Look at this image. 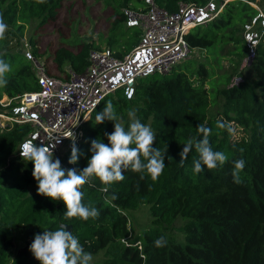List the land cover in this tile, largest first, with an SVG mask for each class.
<instances>
[{"label": "trees", "instance_id": "obj_1", "mask_svg": "<svg viewBox=\"0 0 264 264\" xmlns=\"http://www.w3.org/2000/svg\"><path fill=\"white\" fill-rule=\"evenodd\" d=\"M65 0H0V17L8 25L6 34L18 41L25 26L33 20L40 27L53 22L61 2ZM114 20L110 34L98 40L79 42L75 46L55 47L45 61L47 75L67 78L66 68L81 73L87 64L90 49L101 48V41L116 56L129 51L138 41L139 30L123 26L122 10L143 9V0H113ZM205 0H153L157 7L168 12L176 10L178 3H201ZM222 1V0H216ZM262 5L264 0H227L220 13L207 23L190 29L185 39L191 48L201 51L216 50L223 41L234 45L239 60L247 53L242 38L243 24L255 14L249 4ZM235 20L241 21L234 22ZM123 27V30H120ZM119 31V34L117 32ZM239 31L238 35L234 32ZM232 32V33H231ZM220 41V43H218ZM38 38L29 36L28 45L33 56L37 53ZM0 59L11 66L6 74V87L0 95L12 97L22 92L37 90L33 65L23 53L11 52L6 40H0ZM50 65H47V62ZM241 62V61H240ZM186 63H190L187 60ZM253 77L223 85H208L209 67L197 63L191 74L186 70H171L166 74H152L139 78L133 87L131 99L122 89L106 94L90 111L81 124L82 137L77 148L82 155L76 164H69L72 147L58 159L64 169L82 171L92 153L91 141L100 138L107 144L104 133L114 131V122L96 124V115L110 101L125 129L136 119L150 126L156 140L154 148L165 155V167L156 181L145 171L131 169L124 172V180L105 186L96 177L82 186V202L96 207L100 215L83 221L65 219L66 205L38 195V182L32 176L33 163L17 155L19 144L31 131L29 124H14L0 131V264H40L30 252L29 241H24L11 252V232L18 226L33 227L28 234L55 231L62 224L70 225L85 252L103 251L99 264H264V37L261 35L254 48L249 66ZM210 86V87H209ZM212 88L213 91H211ZM211 95V97H210ZM219 97V110L213 115L207 109ZM224 124V128L218 127ZM211 130L209 143L213 151L223 152L227 161L215 169L194 174L193 162L199 159L195 147L188 154L184 166H179V153L189 139L203 138L197 126ZM232 131H228V126ZM143 159V158H142ZM243 159L245 168L240 172L242 183L233 182L234 161ZM55 160V159H54ZM146 163V161H145ZM143 176V179H141ZM108 187V192L102 191ZM115 195L117 198L112 199ZM147 205L151 225L131 235L126 210ZM187 221L179 227L183 242H175L166 235L167 228L176 217ZM164 237V247L157 248L154 241Z\"/></svg>", "mask_w": 264, "mask_h": 264}, {"label": "built area", "instance_id": "obj_2", "mask_svg": "<svg viewBox=\"0 0 264 264\" xmlns=\"http://www.w3.org/2000/svg\"><path fill=\"white\" fill-rule=\"evenodd\" d=\"M225 1L179 2L173 12L157 7L153 0H143V9L123 8V25L140 32L137 43L121 56L105 46L90 49L83 71L74 73L67 68L65 79L47 75L42 63L26 51L25 57L32 59L37 90L12 97L0 95V131L14 124H29L31 131L19 144L18 156L20 145L29 139L34 144L48 145L59 137L61 142L53 155H58L62 149L66 151L72 147L73 140L61 135L71 131L78 144L82 137L81 124L106 94L119 88L126 96V91L133 90L139 78L166 74L186 61L195 49L188 45L186 33L216 17ZM248 3L257 12L242 25L241 34L248 50L241 60L242 68L250 65L257 45L247 37L259 41L264 33V13L254 3Z\"/></svg>", "mask_w": 264, "mask_h": 264}, {"label": "clouds", "instance_id": "obj_3", "mask_svg": "<svg viewBox=\"0 0 264 264\" xmlns=\"http://www.w3.org/2000/svg\"><path fill=\"white\" fill-rule=\"evenodd\" d=\"M36 2L42 4L45 0H36ZM7 27L4 19L0 17V40L4 39ZM247 39L253 45L258 43L253 40L252 36H248ZM10 71V64L0 59V87L7 86L6 74ZM132 95L133 90L128 89L126 96L131 99ZM128 115L132 122L126 130L123 124L118 122L119 118L110 101L101 112L97 113L96 124L112 121L114 131L110 134L104 133L108 140L107 144L103 143L100 138L91 141L89 149L92 153L91 158L88 160L87 167L79 172L75 168L64 169L58 158L54 160L53 150L61 142L59 137L48 145L34 144L31 139L25 140L20 145L19 154L22 160L31 161L34 165L32 176L38 182L37 194L48 197L52 201H63L67 209L64 213L65 219L79 218L87 221L89 218L99 217L100 212L96 207L91 204L85 205L82 202L81 188L93 177L108 186L113 182L124 180V172L129 169L137 173L146 171L153 181H156L162 174L165 167V155H162L160 149L153 147L156 140L154 131L150 126L136 119L135 112H129ZM218 127L224 128L225 125L218 123ZM197 129L203 138L196 141L189 139L179 153L181 157L179 166L183 167L188 154L195 147L199 153V159L193 162L194 174L201 173L205 167L208 170L215 169L218 163L222 166L227 161V156L223 152L213 151L209 143L211 130L202 124H199ZM228 131H232L230 125ZM61 136L73 140L68 163L76 164L82 153L77 148L75 139L72 138L73 133L70 131ZM245 163L243 159L234 161L232 176L236 184L242 183L240 172L245 168ZM102 191L107 193L108 187H104ZM116 198L115 195L112 196L113 200ZM66 227L67 224H62L58 230L43 231L42 234L35 235L29 250L40 264H90L91 253L84 251L78 238L72 232L67 231ZM166 243L164 237H159L154 241L157 248L164 247Z\"/></svg>", "mask_w": 264, "mask_h": 264}, {"label": "rangeland", "instance_id": "obj_4", "mask_svg": "<svg viewBox=\"0 0 264 264\" xmlns=\"http://www.w3.org/2000/svg\"><path fill=\"white\" fill-rule=\"evenodd\" d=\"M114 6H116V4L113 0H65L61 2L55 20L40 27L36 32H34L33 29L37 21L33 20L25 26L23 35L18 41L11 35L5 33L6 48L11 52H18L26 55L25 52L27 51L31 54L28 38L31 35L35 36L38 38L36 48L37 53L40 55L39 57L31 55L37 62L43 64L49 59L53 49L59 45L73 47L79 42L94 41L98 40L99 37L103 38L108 36L110 34L111 23L115 18L113 14ZM255 6L259 10L262 9V5L260 4L255 3ZM117 8L122 10L123 4H119ZM234 22L241 23L239 20H235ZM120 30H123V27H121ZM120 30H118L117 34H119ZM238 32L239 31H236L234 34L239 37ZM262 36L264 37V33ZM218 43H220V41ZM101 46H105L104 41H101ZM217 47L220 48L206 51H201L196 48L193 49L187 59L190 60V63H186L187 60L183 61L175 65L173 70H186L188 74H191L197 63H203L209 67L210 77L207 84H213L216 88L223 85L225 76H228L229 83H234L239 80H250L253 77L249 67H241V60L238 61V58L234 54L235 48L232 43L223 41ZM29 60L31 61L32 59L29 58ZM46 64L50 65V62L48 61ZM66 69L65 67V70ZM209 89L213 91L212 88ZM219 101V97H217L215 102L211 103L208 107L207 114L209 116L219 110ZM64 150L62 149L58 155H53L54 159L62 156L65 152ZM126 213L132 236L151 225V216L148 213L147 205H139L135 209L126 210ZM186 221L185 218L176 217L167 228L166 235L170 236L175 242H183V234L178 229ZM31 229L34 228L18 226L11 232L12 253L26 240L32 244L35 235L30 236L28 234ZM42 233L43 231L40 232V234ZM102 254L103 251L91 254L92 260L90 264L101 263L103 259Z\"/></svg>", "mask_w": 264, "mask_h": 264}, {"label": "water", "instance_id": "obj_5", "mask_svg": "<svg viewBox=\"0 0 264 264\" xmlns=\"http://www.w3.org/2000/svg\"><path fill=\"white\" fill-rule=\"evenodd\" d=\"M66 230H67V231H71V227H70V225H67Z\"/></svg>", "mask_w": 264, "mask_h": 264}]
</instances>
